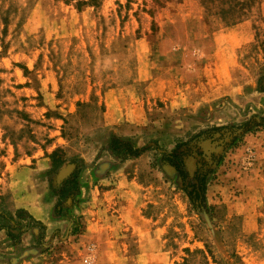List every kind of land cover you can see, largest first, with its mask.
I'll return each instance as SVG.
<instances>
[{
    "label": "rangeland",
    "instance_id": "obj_1",
    "mask_svg": "<svg viewBox=\"0 0 264 264\" xmlns=\"http://www.w3.org/2000/svg\"><path fill=\"white\" fill-rule=\"evenodd\" d=\"M78 1L0 0V264H264V0ZM191 30L216 45L167 123L106 128L112 81L187 85Z\"/></svg>",
    "mask_w": 264,
    "mask_h": 264
},
{
    "label": "crops",
    "instance_id": "obj_2",
    "mask_svg": "<svg viewBox=\"0 0 264 264\" xmlns=\"http://www.w3.org/2000/svg\"><path fill=\"white\" fill-rule=\"evenodd\" d=\"M191 31L194 39L189 40L188 50L192 49L197 57L194 60V73L188 74L186 77L183 76L189 81L187 85L184 88L180 86V81H184V78L176 73L164 76L163 74H153L146 78L144 83L132 76H129L128 79L112 81L106 90L100 92L103 106L102 121L106 128L108 127L117 135H130L132 128L148 126L149 129H152L155 127L154 125L160 126L167 123L168 120L160 119L157 116L154 104L158 99L164 101L165 105L162 111L168 113V116L177 108L179 109V100L188 97L191 94V88L200 81L201 78H198V74L202 76L201 73L207 67L205 62L207 52H212L216 45L214 41L206 39L208 35L206 30ZM198 54H202V56L200 57ZM178 66L176 64L172 68ZM225 66L226 64L218 65V62H215L214 72L220 75L222 70L227 69ZM188 76L189 78H187ZM201 83L199 82V84ZM261 134L264 135V131Z\"/></svg>",
    "mask_w": 264,
    "mask_h": 264
},
{
    "label": "trees",
    "instance_id": "obj_3",
    "mask_svg": "<svg viewBox=\"0 0 264 264\" xmlns=\"http://www.w3.org/2000/svg\"><path fill=\"white\" fill-rule=\"evenodd\" d=\"M67 1H72V0H67ZM98 1V0H97ZM96 0H79L77 2V7L78 10H82L83 5H86L88 3H97ZM97 5V4H96ZM110 147L111 149L118 153V154H123V155H127V156H134V157H138L141 155V153L144 151L143 149L140 148H135L131 143H125L122 140H120L118 137L114 136L111 139L110 142ZM52 161L55 165H59L60 164V160L58 155H56V153H52ZM171 157H173L174 159H179V164H181V160L178 156L176 155H171ZM79 173H73L72 177H70L68 180H66L61 188V196L63 198H65L67 195L70 194V192L78 190L79 189ZM188 195L191 199V203L196 207V202L198 200L202 202L205 201V188H201L199 191L196 192H188ZM19 213L23 212L22 209L18 210ZM6 218L5 215L0 214V223L1 221H4ZM12 218V217H11ZM29 219H32V216H29ZM7 226H3L2 224H0V229H3ZM10 236L13 235L11 232H9Z\"/></svg>",
    "mask_w": 264,
    "mask_h": 264
},
{
    "label": "built area",
    "instance_id": "obj_4",
    "mask_svg": "<svg viewBox=\"0 0 264 264\" xmlns=\"http://www.w3.org/2000/svg\"><path fill=\"white\" fill-rule=\"evenodd\" d=\"M93 252H94V249L92 247L89 248V255H88V258L86 259V262L88 263H91L93 262Z\"/></svg>",
    "mask_w": 264,
    "mask_h": 264
},
{
    "label": "water",
    "instance_id": "obj_5",
    "mask_svg": "<svg viewBox=\"0 0 264 264\" xmlns=\"http://www.w3.org/2000/svg\"><path fill=\"white\" fill-rule=\"evenodd\" d=\"M192 159H190L187 163H186V165H187V168L189 169V170H191V165H192V161H191ZM68 172V170H65V171H63V174H66Z\"/></svg>",
    "mask_w": 264,
    "mask_h": 264
}]
</instances>
